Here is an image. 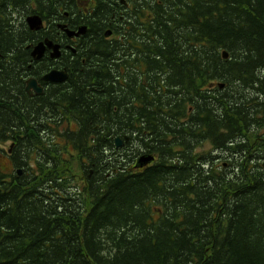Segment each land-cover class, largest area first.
<instances>
[{
  "label": "trees",
  "instance_id": "1",
  "mask_svg": "<svg viewBox=\"0 0 264 264\" xmlns=\"http://www.w3.org/2000/svg\"><path fill=\"white\" fill-rule=\"evenodd\" d=\"M107 1L76 18L107 34ZM68 7L0 0V264H264V0H139V91L106 65L132 45L100 39L72 73L91 79L30 97L28 46L52 36L20 14Z\"/></svg>",
  "mask_w": 264,
  "mask_h": 264
},
{
  "label": "flooded vegetation",
  "instance_id": "2",
  "mask_svg": "<svg viewBox=\"0 0 264 264\" xmlns=\"http://www.w3.org/2000/svg\"><path fill=\"white\" fill-rule=\"evenodd\" d=\"M68 2V10H63V18L59 19L56 14L59 13L58 10L52 12L49 15H45L46 20L43 18L44 28L49 29L51 33V38H45L51 40L55 45L60 46L61 55L58 58H53L51 49H47L43 58L39 61H35L32 58L30 53V67H35L39 78H34L38 81V84L42 88L41 94L33 93L28 95L32 97L33 95L41 99H46L48 95H51L48 98H53L57 96L59 90L73 89L75 80L80 79H91L92 77L86 75L73 76L72 73L78 69V65L75 64L77 59L81 56V52L85 50V47L91 45L87 44L86 41L95 44L98 40L103 39V41H119L120 46H123L124 41H128L132 46L130 50V59L127 58H118L110 59L109 63H106L110 67L111 76L113 75L115 83L118 86V82L122 85L118 87V91L128 92L127 83L129 82V77L131 76L134 81V91H139L140 86L144 85L146 78H149L148 68H145L143 64L139 61L140 52L142 47L140 46L139 37L136 36V42H132L127 39L129 36L130 29L123 25L125 18L130 14L134 13L135 4L139 0H108L105 4L106 7L111 9V17L109 19V24L112 25V28H107L109 30L107 34L102 32V29L99 27L97 21L89 22L87 24L82 23L76 17L80 15H91L94 8L96 7V0H65ZM75 4V6H74ZM83 4V5H82ZM76 9H74V8ZM42 17V16H41ZM82 19V18H81ZM65 26L66 29L74 32H78L81 27H86L85 33L80 36H74L70 38L60 26ZM38 32V31H32ZM133 34V33H132ZM137 34V33H136ZM44 41V40H43ZM41 42V41H40ZM132 42V43H131ZM39 43V42H38ZM36 44H29V46ZM32 52V47L29 48ZM121 53V52H120ZM123 53V52H122ZM125 54V53H124ZM95 62L98 60H94ZM93 60L89 62L88 67L91 68L94 66ZM131 61V63H130ZM83 65H86V60L81 59ZM102 63V61L97 62V64ZM52 71L66 72L68 75L67 81L59 84L50 83L43 81V77ZM141 83V84H140ZM120 94V93H119ZM137 99L132 100V104L136 106ZM127 104V100L123 102ZM10 154V153H9ZM8 155V154H7Z\"/></svg>",
  "mask_w": 264,
  "mask_h": 264
},
{
  "label": "water",
  "instance_id": "3",
  "mask_svg": "<svg viewBox=\"0 0 264 264\" xmlns=\"http://www.w3.org/2000/svg\"><path fill=\"white\" fill-rule=\"evenodd\" d=\"M26 23H27V25L31 31H40L44 28L43 18L37 14L27 16ZM60 28L63 29L64 32L70 38H72L74 36H80L81 34H84L85 30H86V27H81L78 32H74V31H70V30L66 29L65 26H63V25L60 26ZM107 36H108V34H107ZM31 47H32L31 55H32L33 60H35V61L41 60L43 58V56L45 55V52L47 51V49H51L53 51V53H52L53 58H58L61 55L60 46L55 45L49 39L41 41V42L37 43L36 45L28 46V48H31ZM223 56H224V58L228 57L227 53H224ZM0 57H1V52H0ZM67 78H68V75L66 72L52 71L43 77V81L59 84V83H63L65 81H67ZM26 84H27L26 85V91L29 94H32V92L36 93V94H41L43 91L42 88L40 87V85L38 84V81L34 78H30L26 82ZM122 145H123V142L120 139H117L116 140V146L121 147ZM153 161H154V157L143 156L138 160L136 168L146 167L147 165L151 164ZM18 173L21 174V170H19Z\"/></svg>",
  "mask_w": 264,
  "mask_h": 264
},
{
  "label": "rangeland",
  "instance_id": "4",
  "mask_svg": "<svg viewBox=\"0 0 264 264\" xmlns=\"http://www.w3.org/2000/svg\"><path fill=\"white\" fill-rule=\"evenodd\" d=\"M83 1V0H82ZM83 5V4H82ZM20 16L22 17V20H26L25 14H20ZM46 136V135H44ZM9 145L10 143H6V144H0V172H4L6 174H15L16 173V168H13L12 163L7 155V150L9 149ZM206 147L203 148V150H210L211 147L209 145H205ZM2 149H4L5 151H2ZM202 149L199 150V152ZM77 175L79 176V178L83 179L85 178V175L81 172L76 170Z\"/></svg>",
  "mask_w": 264,
  "mask_h": 264
},
{
  "label": "bare ground",
  "instance_id": "5",
  "mask_svg": "<svg viewBox=\"0 0 264 264\" xmlns=\"http://www.w3.org/2000/svg\"><path fill=\"white\" fill-rule=\"evenodd\" d=\"M104 51V50H103ZM12 143H14V142H12ZM10 147H11V145H9Z\"/></svg>",
  "mask_w": 264,
  "mask_h": 264
}]
</instances>
